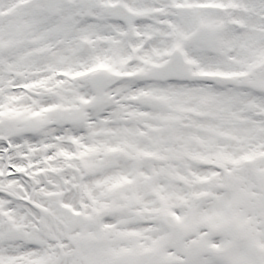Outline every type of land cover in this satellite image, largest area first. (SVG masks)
<instances>
[{
  "label": "snow or ice",
  "instance_id": "snow-or-ice-1",
  "mask_svg": "<svg viewBox=\"0 0 264 264\" xmlns=\"http://www.w3.org/2000/svg\"><path fill=\"white\" fill-rule=\"evenodd\" d=\"M0 264H264V0H0Z\"/></svg>",
  "mask_w": 264,
  "mask_h": 264
}]
</instances>
